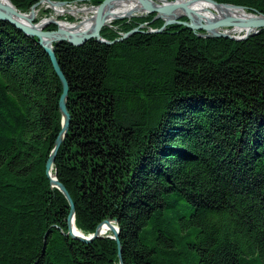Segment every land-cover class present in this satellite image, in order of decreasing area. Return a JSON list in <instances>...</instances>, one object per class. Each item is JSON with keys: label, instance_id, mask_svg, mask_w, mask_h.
Instances as JSON below:
<instances>
[{"label": "trees", "instance_id": "obj_1", "mask_svg": "<svg viewBox=\"0 0 264 264\" xmlns=\"http://www.w3.org/2000/svg\"><path fill=\"white\" fill-rule=\"evenodd\" d=\"M216 1L264 14V0ZM164 22L54 44L70 124L52 174L78 229L114 221L120 257L112 233L70 235L46 172L63 84L38 39L0 20V264H264V27L237 40Z\"/></svg>", "mask_w": 264, "mask_h": 264}, {"label": "water", "instance_id": "obj_2", "mask_svg": "<svg viewBox=\"0 0 264 264\" xmlns=\"http://www.w3.org/2000/svg\"><path fill=\"white\" fill-rule=\"evenodd\" d=\"M118 0H104L101 4L95 6L93 5L92 8H97L98 10V16L96 18V21L94 25L84 31L79 32H70L60 27L58 20L50 19L48 21H45L44 23H35L36 18V7L40 3H48L51 8L55 6H63L66 1H53V0H40V2L34 4L31 8L30 13H24L17 9V7L13 4L11 0H9V4H2L0 2V20L7 21L14 25L16 28H18L20 31L24 32L25 34L36 37L38 39V42L40 45L43 46L45 51L50 57L51 63L58 74V76L61 79V82L63 84V93L60 98V111L63 115L62 117V129L58 135V138L55 142V146L52 150L51 155L49 156V159L47 161L46 165V172L47 175L51 179V183L53 186L57 187L68 199L71 212L68 217V225H69V233L73 238L79 239L84 242H91L95 238L102 236V230L101 228L105 225H109V229L112 231L113 236L112 238L116 239L118 242L119 247V255L121 257V243L119 239V228L112 220H104L102 223L99 224L97 227V230L89 235H85L84 233L76 234L73 230V223L75 220V204L74 201L66 189V187L61 183L56 176L52 175V169L54 167L56 155L58 153V150L67 134L69 124H70V113L67 108V100H68V93H69V86L67 79L62 72L58 59L56 57L55 53V43H60L63 41H68L72 43L73 45H82L85 42H87L89 39L95 38L98 41L105 42V43H112L113 41L106 40L102 37L101 31L104 26L109 25V23L106 22V8L112 3ZM177 0L168 1V0H140L142 9L147 14H155V19H163L165 21L163 28H165L168 24L173 23H182L193 30H200L203 33L201 34L204 37H228L231 39H243L247 36L257 33L261 28L264 27V14H259L255 11L250 14L254 15L255 18L247 19V18H236V17H230V16H223L220 18V20L212 21V22H203L200 19H195L192 16V13L189 11L187 5L180 4L176 2ZM211 3H214L221 7H235L238 9H243L248 11V9L241 5H236L233 3H223L218 2L216 0H206ZM184 9L185 12L177 16L176 19L168 21L165 19V16L171 14L176 9ZM136 13V12H135ZM135 13H131L129 15H121L115 17V20L122 19V18H130L133 17ZM29 15V16H28ZM137 16V15H136ZM187 17L188 21H182V17ZM50 24L57 25L56 29L53 30H47L46 27ZM229 26H237L241 27L242 29L247 28L249 31L246 32V34L243 35H235V34H229L227 32L219 30V28L222 27H229ZM162 28V29H163ZM140 27L133 29L132 31L126 33L123 35V37L117 39V40H123L129 35H131L134 32L139 31ZM159 29L158 31L162 30ZM121 264H124L121 260Z\"/></svg>", "mask_w": 264, "mask_h": 264}, {"label": "bare ground", "instance_id": "obj_3", "mask_svg": "<svg viewBox=\"0 0 264 264\" xmlns=\"http://www.w3.org/2000/svg\"><path fill=\"white\" fill-rule=\"evenodd\" d=\"M0 2L2 4H9V0H0ZM176 2L187 5L189 11L192 13V16L195 19L202 20L203 22L217 21V20H220V18H222L223 16H230V17H236V18H247V19L255 18L254 15L250 14V12H247L246 10L238 9L235 7H221V6H218L206 0H177ZM54 11L57 14H63V13H68V12L78 13V15L80 12L93 13L92 17L83 16L82 18L83 20L81 22L74 23V24L59 21L60 27L70 32H79V31L90 29L94 25L96 18L98 16L97 8H78L74 6H55ZM105 11L107 13L106 22L109 24L112 21H114L115 17L117 16L129 15L135 12H145V13L148 12L142 9L140 0H118V1L112 2L106 8ZM183 12H185L184 9H181V8L176 9L171 14L165 16V19L168 21L174 20L177 18V16H179ZM37 14H38V11L36 10V15ZM219 30L227 32L229 34H235V35L238 34L239 36L246 34V32L249 31V29L247 28L242 29L241 27H237V26L222 27V28H219ZM73 230H74V233L76 234L84 233L83 231L78 229V227L75 224V220L73 223ZM101 230H102L103 235L111 231L109 229L108 224H105L101 228Z\"/></svg>", "mask_w": 264, "mask_h": 264}, {"label": "rangeland", "instance_id": "obj_4", "mask_svg": "<svg viewBox=\"0 0 264 264\" xmlns=\"http://www.w3.org/2000/svg\"><path fill=\"white\" fill-rule=\"evenodd\" d=\"M168 1H173V0H168ZM67 2V1H66ZM50 4H48V3H46V2H44V3H40V4H38L37 5V7H36V10L38 11V14L36 15V18H35V23H43L44 21H48V20H50V19H56V20H58V22L59 21H62V22H67V23H70V24H74V23H78V22H81L83 19V16H90V17H92V15H93V13H91V12H80L79 13V15H78V13H74V12H68V13H63V14H57V13H55V11H54V7L53 8H51L50 6H49ZM38 6H40V7H38ZM63 6H74V7H78V8H92V6L93 5H91V4H89V2L88 3H85V2H74V3H65V5H63ZM95 6H97V5H95ZM32 8V7H31ZM49 10V11H46V10ZM31 11V10H30ZM30 11L29 12H24V13H30ZM52 11H54V12H52ZM247 12H250L251 13V11H247ZM253 13V12H252ZM148 15L147 13H145V12H136L135 14H134V16H136V15H139V16H143V15ZM65 16H72V17H74V19L73 20H68V19H64V17ZM133 16V17H134ZM62 17H63V19H62ZM133 17H128V19H131V18H133ZM185 17V16H184ZM125 18V17H124ZM124 18H122V19H124ZM183 18V17H182ZM181 18V19H182ZM165 23V22H164ZM50 25H52V24H50ZM50 25H48L47 27H46V29L50 26ZM57 26V25H56ZM144 26H147V24L146 23H144V24H142L140 27H144ZM163 28V27H162ZM152 30H154V29H152ZM102 32V31H101ZM126 34V33H125ZM238 35V34H237ZM109 233H112V231H110ZM112 236H113V233H112Z\"/></svg>", "mask_w": 264, "mask_h": 264}]
</instances>
